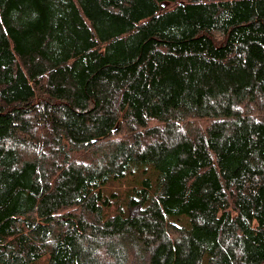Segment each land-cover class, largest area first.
Listing matches in <instances>:
<instances>
[{
    "label": "trees",
    "instance_id": "obj_1",
    "mask_svg": "<svg viewBox=\"0 0 264 264\" xmlns=\"http://www.w3.org/2000/svg\"><path fill=\"white\" fill-rule=\"evenodd\" d=\"M0 264H264V0H0Z\"/></svg>",
    "mask_w": 264,
    "mask_h": 264
},
{
    "label": "rangeland",
    "instance_id": "obj_2",
    "mask_svg": "<svg viewBox=\"0 0 264 264\" xmlns=\"http://www.w3.org/2000/svg\"><path fill=\"white\" fill-rule=\"evenodd\" d=\"M197 127H199V129H202V128H206L207 126V123H203L202 121L200 122H197L196 123ZM185 130V129H184ZM203 130V129H202ZM132 186V183L129 182V180H124V181H121V182H117V183H112L106 190L107 192L109 193H112V192H118L120 194H124L125 191L130 188ZM138 208H133L131 210V213L132 214H137L138 213ZM130 258V261L132 263H135V259L137 258V250L134 248V252H132V255L129 256Z\"/></svg>",
    "mask_w": 264,
    "mask_h": 264
}]
</instances>
